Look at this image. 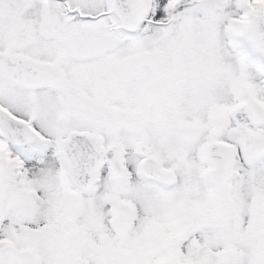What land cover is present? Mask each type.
I'll list each match as a JSON object with an SVG mask.
<instances>
[{"label": "rangeland", "instance_id": "obj_1", "mask_svg": "<svg viewBox=\"0 0 264 264\" xmlns=\"http://www.w3.org/2000/svg\"><path fill=\"white\" fill-rule=\"evenodd\" d=\"M175 1L153 0L149 22L172 25H145L134 46L109 29V0H0V106L41 137L0 142V264H25L3 252L9 246L27 264H264V154L246 151L264 141V126L241 130L231 118L241 95L264 111V65L248 33L264 0H198L174 15ZM8 57L57 69L59 87H17L5 75ZM178 62L185 77L173 73ZM84 130L126 152L125 178L105 168L89 194L65 183L58 155L70 132ZM143 141L176 173L174 190L140 177ZM210 141L233 151L218 190L203 162ZM120 202L134 213L124 237L111 228Z\"/></svg>", "mask_w": 264, "mask_h": 264}, {"label": "water", "instance_id": "obj_2", "mask_svg": "<svg viewBox=\"0 0 264 264\" xmlns=\"http://www.w3.org/2000/svg\"><path fill=\"white\" fill-rule=\"evenodd\" d=\"M192 0H179L174 10L181 6L190 5ZM149 0H113L112 10L122 23L123 30H135L140 19L147 16L149 12ZM253 43L264 57V19L256 20L250 29ZM8 73L11 79L27 88H37L56 84L58 75L52 69L42 67L27 61L9 59L7 62ZM21 69L27 72L29 78L23 79L16 76V70ZM236 122L244 127L249 124L259 126L263 123L261 110L249 99L236 109L233 113ZM0 132L2 136L17 144H25L30 140V134L25 125L9 119L0 112ZM102 139L91 134L73 133L69 138L61 143V154L65 162L66 178L75 189L88 192L91 191L98 181V176L102 167L108 163L112 172L118 176H123V148L113 146L109 150L102 147ZM144 156L147 153L145 147L140 149ZM250 154L264 152V143H256L250 149ZM207 156L213 166L211 176L217 184H222L230 170V155L227 149L210 145ZM144 172L159 181L170 183L167 174L163 173L155 164L147 161ZM127 209L121 205L114 217L112 226L116 232L123 235L128 227ZM130 219V218H129Z\"/></svg>", "mask_w": 264, "mask_h": 264}, {"label": "flooded vegetation", "instance_id": "obj_3", "mask_svg": "<svg viewBox=\"0 0 264 264\" xmlns=\"http://www.w3.org/2000/svg\"><path fill=\"white\" fill-rule=\"evenodd\" d=\"M175 173V172H174ZM176 175V174H175Z\"/></svg>", "mask_w": 264, "mask_h": 264}]
</instances>
